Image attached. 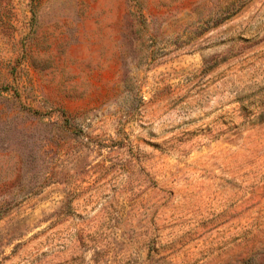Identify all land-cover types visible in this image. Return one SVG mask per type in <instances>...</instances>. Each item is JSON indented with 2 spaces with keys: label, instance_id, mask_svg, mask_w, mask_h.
<instances>
[{
  "label": "rangeland",
  "instance_id": "374dc122",
  "mask_svg": "<svg viewBox=\"0 0 264 264\" xmlns=\"http://www.w3.org/2000/svg\"><path fill=\"white\" fill-rule=\"evenodd\" d=\"M0 264H264V0H0Z\"/></svg>",
  "mask_w": 264,
  "mask_h": 264
}]
</instances>
